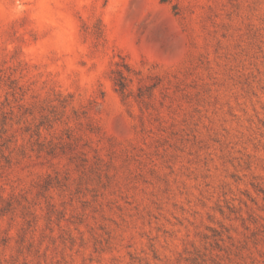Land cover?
Wrapping results in <instances>:
<instances>
[{"label":"rangeland","instance_id":"obj_1","mask_svg":"<svg viewBox=\"0 0 264 264\" xmlns=\"http://www.w3.org/2000/svg\"><path fill=\"white\" fill-rule=\"evenodd\" d=\"M0 264H264V0H0Z\"/></svg>","mask_w":264,"mask_h":264},{"label":"trees","instance_id":"obj_2","mask_svg":"<svg viewBox=\"0 0 264 264\" xmlns=\"http://www.w3.org/2000/svg\"><path fill=\"white\" fill-rule=\"evenodd\" d=\"M163 2H167L168 0H162ZM115 84L116 87L122 96L123 101L126 104H131L132 100L137 101L143 108L149 109L153 108L156 104L157 100V92L160 90H170L172 87L180 89V84L182 79L180 78L178 72H165L161 73H149L147 76L144 74L142 70H138L129 63H123L115 72ZM174 81H177L174 84ZM138 83L137 90H135V83ZM67 106L70 104L68 100H65ZM74 117L77 120H80V112L77 110L73 111ZM84 116L87 117L88 112L84 111ZM69 119V118H68ZM50 121V120H48ZM42 126L43 123L37 126V131L35 135L40 139L42 137ZM53 128L52 125H50ZM90 132L94 133L98 130V126L94 123H89ZM83 141V138L77 137L74 134L73 129L71 127L67 128L66 133V141H63L61 144V149L71 150L74 147H78L80 142ZM57 150L56 144H50L49 154L55 153ZM79 155V156H78ZM85 151H79L75 157V159H80L83 163H88L89 158H87ZM50 186V184H47ZM46 188V186H45Z\"/></svg>","mask_w":264,"mask_h":264}]
</instances>
